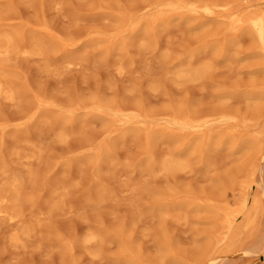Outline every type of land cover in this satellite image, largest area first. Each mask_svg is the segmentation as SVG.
I'll use <instances>...</instances> for the list:
<instances>
[{
    "label": "rangeland",
    "instance_id": "374dc122",
    "mask_svg": "<svg viewBox=\"0 0 264 264\" xmlns=\"http://www.w3.org/2000/svg\"><path fill=\"white\" fill-rule=\"evenodd\" d=\"M259 16L0 0V264H264Z\"/></svg>",
    "mask_w": 264,
    "mask_h": 264
},
{
    "label": "bare ground",
    "instance_id": "6f19581e",
    "mask_svg": "<svg viewBox=\"0 0 264 264\" xmlns=\"http://www.w3.org/2000/svg\"><path fill=\"white\" fill-rule=\"evenodd\" d=\"M250 23L253 26L255 36L257 40L260 42L262 52L264 53V18L260 16L251 18ZM12 45L13 43H12L11 38H9V36L0 37V46L3 47L6 51H9L10 49H12L13 47ZM0 88H1V84H0ZM14 198H16L15 195L12 196L11 194L10 200L14 201ZM5 200H6L5 196L0 195V205L2 201H5ZM2 212H4V210L0 208V213Z\"/></svg>",
    "mask_w": 264,
    "mask_h": 264
}]
</instances>
